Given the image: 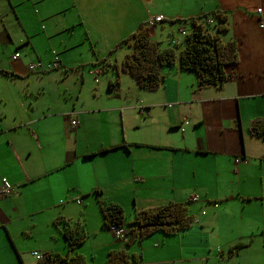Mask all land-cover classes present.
<instances>
[{
	"label": "crops",
	"instance_id": "crops-1",
	"mask_svg": "<svg viewBox=\"0 0 264 264\" xmlns=\"http://www.w3.org/2000/svg\"><path fill=\"white\" fill-rule=\"evenodd\" d=\"M255 4L264 0H0V185L2 178L12 184L0 196V264H38L32 251L65 256V229L86 235L75 252L88 264H105L115 249L140 254L134 264H192L195 257L203 264H264V136L251 131L254 119H264V44L249 37L259 31L264 39V13L250 11ZM220 10L233 14L240 54L222 86L200 88L196 73L177 62L163 68L156 91L124 93L119 84L61 104L53 95L61 89L32 88L38 75L82 66L74 52L52 48L60 67L30 72L36 59L52 61L32 23H47L43 37L51 45L62 28L81 27L90 40L101 39L99 29L115 30L105 33L115 55L140 24L165 48L179 38L181 20ZM104 58L89 68L96 84L114 64ZM195 195L192 227L174 235L156 231L127 246L103 225L102 203L122 206L129 228L137 211ZM60 216L67 221L56 224Z\"/></svg>",
	"mask_w": 264,
	"mask_h": 264
},
{
	"label": "trees",
	"instance_id": "trees-1",
	"mask_svg": "<svg viewBox=\"0 0 264 264\" xmlns=\"http://www.w3.org/2000/svg\"><path fill=\"white\" fill-rule=\"evenodd\" d=\"M210 18L218 20V33L209 31ZM182 21L191 22L192 30L185 35L180 44L171 43V46L161 48V44L152 39L149 25L146 24H140L120 42V45L127 44L133 49L122 61L121 69L134 78L139 88L146 91L158 90L165 80L163 68L172 67L177 62L181 69L196 73L200 88L222 86L233 78L234 68L240 62L239 44L234 38L223 41L219 35V32L229 30L227 12L220 10L180 22ZM178 22L172 21V23ZM113 67L118 73L117 62ZM119 84L118 80L114 84H109V88L116 89ZM251 131L264 136V119H254L251 123ZM191 201L193 200L170 202L139 210L135 214L134 221L127 224L129 228L125 226L126 213L122 206L102 203L103 225L105 227L113 224L124 225L126 227L124 240L127 246L141 242L156 231L174 235L192 227L194 218L189 212ZM62 221L67 220L60 216L55 223L59 224ZM64 235L69 244L68 253L65 256L49 254L48 260L39 264H88L84 254L75 252L76 248L86 240V235L75 229H65ZM241 247L236 246L232 252H237ZM138 260L139 255L136 253H130L127 249H115L108 253L105 264H133Z\"/></svg>",
	"mask_w": 264,
	"mask_h": 264
},
{
	"label": "rangeland",
	"instance_id": "rangeland-1",
	"mask_svg": "<svg viewBox=\"0 0 264 264\" xmlns=\"http://www.w3.org/2000/svg\"><path fill=\"white\" fill-rule=\"evenodd\" d=\"M257 6H259V4L253 5V8H251L252 7L251 6L249 8L250 11H253V12L256 11L257 13V8H256ZM261 7L262 9H264V5H262ZM35 13L36 12H34V15L37 16L36 15L37 13L36 14ZM227 14L229 17V27H230L229 31L224 30L222 32H219V35L223 41H228L230 39H233L232 36L234 35V30H235V20L233 19V14L230 16L228 12ZM70 16H71V12H67L66 16L64 17L70 19ZM45 23L44 24L40 23V25H37L36 23H32V26H31V28L33 29V32L36 33L34 35H36L35 39L37 41V44L38 43L40 44V42L44 43L43 45H41L42 46L41 51L43 52L47 51L50 58L52 57V48H55L56 50L60 51V55H64V54L70 55L74 52L76 56L73 58V60L78 61L77 64L78 65L81 64L82 66H80L79 69L75 67H72V69H70V68H64L63 66H61L60 69L52 71L51 73H48L46 75H38L34 77V79L32 80V88L61 89L59 92L53 93L56 101L60 102L61 104H64L63 103L64 100L68 98L69 100H75L77 98V95L80 96V98L82 97L88 98L91 94H93V90L95 88H109V78L110 77L113 78L112 81L114 83H116L118 80L120 81V88H121V91L124 93L129 92L132 88H139L134 78L131 77L129 74L123 72L121 69L122 61L128 54L132 52L133 50L132 47L128 46L127 44H123L122 47L117 50L115 55L111 54L112 50L109 48L110 47V44L108 43L109 39L105 35V33H109L115 30L107 29V28L99 29L98 32L101 34V39L100 40H90L86 38L85 30L82 29L81 27L62 28L61 30L63 33L61 35V38L59 36H54L52 38V41H53V44H52L53 46H52L51 44H48V42H46L45 38L43 37L44 36L43 34L46 33L47 31L46 29L43 28V25L47 27L46 26L47 23L46 24ZM237 23L239 26H243L244 24H246V22L242 20L241 16L238 18ZM181 24H182V27L186 31L189 32L192 30L191 22L182 21ZM39 26L42 27L41 30ZM217 26H218V20H215V22L209 25L208 29L212 33H218ZM178 33L179 32H177V34ZM262 34L263 33H260L259 31H254L251 35H249L250 40L255 42L260 47L262 46V44H264V39L261 36ZM68 43H72V46L67 47L66 44ZM38 49L40 50V46L38 47ZM108 56L111 57V59L114 62L105 61V64L103 66L106 67L107 63H110V62L115 63V61H117L118 67H119L118 75L116 74L117 71L115 67H112V68L108 67V69L104 70L99 76L100 83L96 84L94 80L95 76L93 77L90 74L89 68L93 66L92 63L96 62L98 58L105 57L104 59H107ZM115 57L118 59L116 60ZM36 61H38V59H36ZM82 68H84L83 69L84 76H85L84 79L82 78V75H81ZM59 73H60V76H59ZM119 75L120 77H117ZM18 85L25 86V83L17 82L16 88H18ZM64 88L67 89L68 93L63 92ZM138 255H139V260H140L141 256L140 254ZM196 258L197 257L193 258L192 264H195L194 262L203 264V261L201 259L194 260Z\"/></svg>",
	"mask_w": 264,
	"mask_h": 264
},
{
	"label": "built area",
	"instance_id": "built-area-1",
	"mask_svg": "<svg viewBox=\"0 0 264 264\" xmlns=\"http://www.w3.org/2000/svg\"><path fill=\"white\" fill-rule=\"evenodd\" d=\"M258 13H263L262 8H258L257 10ZM210 23L212 22V20L209 21ZM264 25L261 24V27H263ZM181 35H185V31L184 30H180ZM174 44H180L179 41H175ZM19 57V53H15L13 55V59H16ZM60 65V60H59V55L56 52V50L52 49V61L44 64L42 61L38 60V61H34L32 63H30L29 65V71L30 72H35V73H44V72H48V71H52L56 68H58ZM78 124V120L77 119H73L71 121V125L72 126H77ZM12 191V184L9 182V180L7 178H2V183L0 185V196H6L8 194H10V192ZM194 200L197 199V196H195L193 198ZM110 230L115 234L116 237L118 238H124L125 234H126V229L123 226L114 224L110 226ZM32 254L41 262L45 263L48 258H49V254L47 253H42V252H38V251H34L32 252Z\"/></svg>",
	"mask_w": 264,
	"mask_h": 264
},
{
	"label": "clouds",
	"instance_id": "clouds-1",
	"mask_svg": "<svg viewBox=\"0 0 264 264\" xmlns=\"http://www.w3.org/2000/svg\"><path fill=\"white\" fill-rule=\"evenodd\" d=\"M259 8H261V7H259ZM257 10H258V8H257ZM263 10V9H262ZM263 13H264V10H263ZM263 13H258V14H263ZM157 20H161L162 19V16H160V17H158V18H156ZM210 20H212V22L210 23V24H212L213 22H215V20L213 19V18H210ZM209 20V21H210ZM151 23H153V20H152V22ZM180 30H184L185 31V35L188 33V31H186L184 28H182V29H180ZM180 30H178V34H179V38H176V39H174L173 40V44H174V42L175 41H179L180 43H182V41H183V39H184V37H185V35L183 36V35H181V33H180ZM13 57V56H12ZM60 67V66H59ZM58 67V68H59ZM196 196V195H195ZM194 196V197H195ZM194 197H192L191 198V200H194L193 198ZM198 198V197H197ZM114 225V224H113ZM111 226V225H110ZM110 226L108 227V229L110 230ZM120 226H123L125 229H126V227L124 226V225H120ZM111 231V230H110ZM112 232V231H111ZM115 235V234H114ZM118 238V237H117ZM119 239H124V238H119ZM32 252H34V251H32ZM32 252H31V255L33 256V257H35L33 254H32ZM38 252H42V251H38ZM42 253H47V254H54V253H50V252H42ZM36 258V257H35ZM37 259V258H36ZM37 261H38V264L39 263H43V262H41V261H39L38 259H37Z\"/></svg>",
	"mask_w": 264,
	"mask_h": 264
}]
</instances>
